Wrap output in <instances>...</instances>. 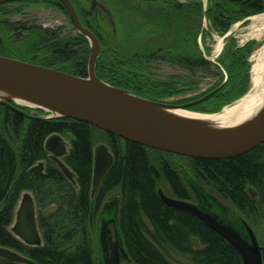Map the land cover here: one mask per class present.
Wrapping results in <instances>:
<instances>
[{
    "label": "trees",
    "instance_id": "16d2710c",
    "mask_svg": "<svg viewBox=\"0 0 264 264\" xmlns=\"http://www.w3.org/2000/svg\"><path fill=\"white\" fill-rule=\"evenodd\" d=\"M25 1L30 0H21ZM37 1L66 11L58 0ZM71 1L83 25L100 41L96 74L105 82L174 104L184 100L176 97L198 83L193 76L199 72L219 78L203 96L222 84L203 103L232 102L250 87V49L240 47L229 53L224 62L227 80L222 68L205 57L198 43L203 14L199 2ZM95 4L103 7L105 14H97ZM210 4L205 15L223 32L240 18L264 12V0H210ZM6 6L0 5V23L8 14ZM2 30L12 34V28ZM22 32L26 37L19 42L9 38L6 46L0 45V55L87 76L90 44L75 28L68 31L64 26L32 25ZM160 64L180 68L191 76L162 78L155 68ZM199 105L191 109L198 110ZM18 107L25 112L29 109ZM55 133L71 142L63 160L75 173L76 183L50 159L45 142ZM97 137H102L113 153L114 164L92 198ZM180 161H188L186 165L196 177L235 207L256 234L264 232V143L233 158L195 159L126 141L86 122L64 117L31 118L0 104V246L18 251L36 264H98L92 235L104 202L115 195L120 202L119 227L128 253L125 264H243L237 250L220 234L193 214L162 200L160 186L167 195L195 201L179 171ZM40 162H45L44 171L30 173ZM25 191H30L36 201L41 246L26 245L10 229ZM262 236L258 239L264 257ZM0 264L26 263L0 257Z\"/></svg>",
    "mask_w": 264,
    "mask_h": 264
},
{
    "label": "water",
    "instance_id": "95a60500",
    "mask_svg": "<svg viewBox=\"0 0 264 264\" xmlns=\"http://www.w3.org/2000/svg\"><path fill=\"white\" fill-rule=\"evenodd\" d=\"M15 1L19 0H0V4ZM59 1L67 10L76 30L89 41L91 53L87 76H78L0 55L1 105L31 118L64 117L86 122L126 141L195 159L233 158L264 143V106L252 118L228 127H219L218 121L182 116L175 112L181 109L198 114H215L194 111L191 107L211 98L222 85L199 99L174 104L140 96L99 78L96 74V64L101 51L99 39L81 23L71 0ZM18 106L39 109L48 115L46 117L32 115ZM45 147L50 153V159L67 178L76 183L75 173L63 160L70 150L63 136L59 133L52 134L46 140ZM113 164L114 155L108 146L105 144L96 146L92 198L95 197L103 178ZM44 169L45 163L40 162L29 172L41 173ZM159 194L166 204L193 214L225 238L237 250L243 264H264L263 246L256 232L232 205L230 209L215 197H210L214 204L229 208L239 217L243 232L236 224L225 221L207 208L205 203L179 199L161 190ZM119 204V198L116 197L109 202L110 209L106 210L107 213L102 214L100 211L98 216L97 233L101 264H116L123 258L128 259L119 227ZM14 218L16 221L12 226V232L17 238L28 246L43 245L36 201L30 191L22 193ZM0 257L12 262L36 264L22 253L3 246H0Z\"/></svg>",
    "mask_w": 264,
    "mask_h": 264
},
{
    "label": "rangeland",
    "instance_id": "374dc122",
    "mask_svg": "<svg viewBox=\"0 0 264 264\" xmlns=\"http://www.w3.org/2000/svg\"><path fill=\"white\" fill-rule=\"evenodd\" d=\"M178 1L182 3L199 2L203 5V14L201 18V32L198 36V43H199L201 50L204 52L205 57L222 68L224 72L225 80H227L228 74L226 72L224 62H225V59L228 57L229 53H231L232 51L240 47L241 48L246 47L247 49H250V53L248 56V62L250 64L251 84H250L248 91L243 96L237 98L236 100H233L232 102L224 103V102L212 100L207 103H200L199 105L200 109L198 110L193 109L194 111H198V112L220 113L226 107L232 106L233 104L237 103L244 97L250 95L252 92V89H253L252 88L253 87L252 70L255 64L254 58L258 54V52L260 51L261 47L264 44V35L261 34V32H264V28L261 30L262 26L256 21V19H254V17L264 14V12H261L253 16L240 18L239 20L230 24L226 29H224L226 31L223 32L219 28H217L215 25H213V23L207 17V15L204 14V12L207 13V10L211 6L210 0H178ZM88 3L90 6H92L90 1ZM19 8H21L20 10L21 15L20 13L14 14L13 13L14 10H17ZM59 8L57 6L55 7L47 6L45 3L39 2L37 0H33V1L30 0V1L22 2L21 4H14V5L6 6V12H8V14H5L3 19L9 20L10 22H12L14 20L27 18V19H31L32 21L38 24H42L43 26H49V27L64 26L68 31H70L71 28H74L72 27L71 18L68 12H66L67 10L64 11L63 9L61 8L59 9ZM76 12L80 19L81 14L77 10ZM126 25L127 24H125V26ZM19 32L21 33L20 35H19ZM5 33L2 30V28H0V36H1L0 45L2 46L3 45L6 46L8 44L9 38L12 41L19 42L20 40L26 37V34L22 32L21 30H18L10 35H6ZM155 68H156L157 74L162 78L191 76V74L187 73L185 70H182L180 68H177V67H174L168 64H160L159 66H156ZM193 78H195L198 83L192 85L191 89L188 92L180 95L179 97H176L177 100L184 99L181 101V103H176V104H184L189 101L201 98L203 94H205L206 92L214 88L219 81V78L217 77L204 76L200 72L197 73L195 76H193ZM221 85L222 84H220L219 86ZM168 102L174 103V101H171V100H168ZM27 113L36 115V116H41V117H46L48 115L46 112L41 113L40 111H37L34 108H29ZM63 139L67 143L68 149H70L71 148L70 140L65 137H63ZM102 141H103L102 137H97L96 146L104 144V142ZM186 164H188V161H185V162L180 161L179 171L185 183L194 190L193 191L194 198H195L194 200L197 203H199V201L202 202V204L205 203L207 208L214 211L218 216L223 218L225 221L233 222L234 224H236L239 230L243 232V229L240 225L239 217L235 213H233L232 210H230L231 204L225 202L223 199L217 196V194H215L209 187L204 185L196 177V175L192 172L189 166H187ZM159 190H161L163 193L166 194L164 187L160 186ZM195 193L198 197L195 195ZM210 197H215L218 201L222 202L224 206L230 207V209L226 207L223 208V207L217 206L216 204L212 202ZM115 198H116L115 195H112L104 202L103 204L104 206H102L100 210L102 211V214L107 213L106 210L110 209L109 202L113 201ZM15 221L16 219L14 218L13 223L10 226V229H12V226L15 224ZM97 225H98V221H97ZM97 225L95 229V234L92 235L91 241H92V246L94 247L96 251L97 263L101 264L99 248H98ZM263 234H264L263 231L257 232L259 239H262ZM126 260H127L126 258H123V260L117 262L116 264H120V263L125 264Z\"/></svg>",
    "mask_w": 264,
    "mask_h": 264
},
{
    "label": "bare ground",
    "instance_id": "6f19581e",
    "mask_svg": "<svg viewBox=\"0 0 264 264\" xmlns=\"http://www.w3.org/2000/svg\"><path fill=\"white\" fill-rule=\"evenodd\" d=\"M254 19L262 26V30L264 28V14L254 17ZM261 34L264 35V32H261ZM254 60L255 64L252 70L253 89L250 95L232 106L226 107L221 113L198 114L181 109L175 112L182 116L218 121L219 127L235 126L252 118L264 106V44Z\"/></svg>",
    "mask_w": 264,
    "mask_h": 264
},
{
    "label": "flooded vegetation",
    "instance_id": "af4514ba",
    "mask_svg": "<svg viewBox=\"0 0 264 264\" xmlns=\"http://www.w3.org/2000/svg\"><path fill=\"white\" fill-rule=\"evenodd\" d=\"M59 1V0H58ZM60 2V1H59ZM72 2V1H71ZM89 2V1H88ZM22 2H21V0H19V1H15V2H9V3H4V4H6L7 6L8 5H14V4H21ZM0 5H3V4H0ZM74 5V4H73ZM88 5H89V3H88ZM75 8H76V10H77V7L76 6H74ZM89 7V6H88ZM95 10H97V14H101V15H103V14H105V10H104V8L103 7H101L99 4H95ZM78 11V10H77ZM20 15H21V13H20ZM80 19H81V17H80ZM71 22H72V27H74L75 28V26H74V23H73V21L71 20ZM81 22H82V24H84L83 23V21H82V19H81ZM15 24H17L16 26H15ZM14 25V26H13ZM32 25H36V26H43L42 24H38V23H36V22H34V21H32L31 19H27V18H22V19H19V20H14V21H12V22H10L9 20H5V19H2V23H0V28H2L3 29V27L6 29H11L12 28V33H14V32H16V31H18V30H21V31H25V29L26 28H29V27H31ZM11 26V27H10ZM43 27H49V26H43ZM45 163V162H44Z\"/></svg>",
    "mask_w": 264,
    "mask_h": 264
}]
</instances>
